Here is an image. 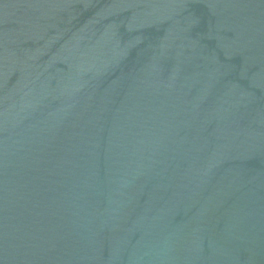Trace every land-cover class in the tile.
I'll return each mask as SVG.
<instances>
[{"label":"water","instance_id":"1","mask_svg":"<svg viewBox=\"0 0 264 264\" xmlns=\"http://www.w3.org/2000/svg\"><path fill=\"white\" fill-rule=\"evenodd\" d=\"M0 264H264V0H0Z\"/></svg>","mask_w":264,"mask_h":264}]
</instances>
